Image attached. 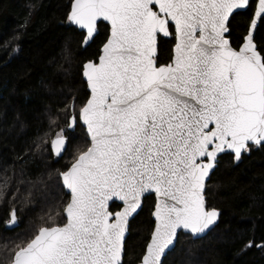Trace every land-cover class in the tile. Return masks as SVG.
Listing matches in <instances>:
<instances>
[{"label": "snow or ice", "instance_id": "obj_1", "mask_svg": "<svg viewBox=\"0 0 264 264\" xmlns=\"http://www.w3.org/2000/svg\"><path fill=\"white\" fill-rule=\"evenodd\" d=\"M37 7L28 0L0 33L5 54ZM61 25L76 37L82 87L61 92L11 164L0 153V264H168L217 236L228 222L208 181L264 154V0H67ZM36 200L46 211L14 233ZM149 203L130 260L131 221ZM242 243L264 252L255 228Z\"/></svg>", "mask_w": 264, "mask_h": 264}, {"label": "trees", "instance_id": "obj_2", "mask_svg": "<svg viewBox=\"0 0 264 264\" xmlns=\"http://www.w3.org/2000/svg\"><path fill=\"white\" fill-rule=\"evenodd\" d=\"M27 3L28 0H3L0 33L17 28L28 11ZM65 3L67 0H38L31 23L21 35L19 50L5 54L0 48V153L9 164L28 134L44 124L48 109L62 103L61 92H76L82 87L73 79L80 59L76 37L61 25ZM65 70L68 75H63ZM36 163L41 162L25 165L24 174L18 177L24 181L19 185L20 195L26 193L27 180L34 177ZM208 185L213 202L223 210L228 223L221 225L217 236L170 254L168 264H264V252L257 248L245 250L242 243L243 234L253 228L258 236L264 234V154L255 153L238 165L225 163ZM45 211L38 200L27 204L19 214L20 223L14 233L29 231L35 218ZM150 213L149 203L131 222L130 260L152 226ZM3 219L0 209V221ZM3 228L0 223V232Z\"/></svg>", "mask_w": 264, "mask_h": 264}, {"label": "water", "instance_id": "obj_3", "mask_svg": "<svg viewBox=\"0 0 264 264\" xmlns=\"http://www.w3.org/2000/svg\"><path fill=\"white\" fill-rule=\"evenodd\" d=\"M209 181H210V180H209ZM209 181H208V182H209ZM131 222H132V221H131ZM129 233H130V232H129ZM128 236H129V234H128Z\"/></svg>", "mask_w": 264, "mask_h": 264}]
</instances>
